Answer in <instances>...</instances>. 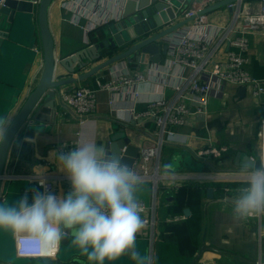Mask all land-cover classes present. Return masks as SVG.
<instances>
[{"label":"crops","instance_id":"1","mask_svg":"<svg viewBox=\"0 0 264 264\" xmlns=\"http://www.w3.org/2000/svg\"><path fill=\"white\" fill-rule=\"evenodd\" d=\"M70 1L54 0L48 10V26L57 63L91 46L99 31V28L93 29L95 23L78 20L73 15L76 7L72 9ZM197 1L185 5L188 7ZM95 2L102 10L105 2ZM258 2L243 0V5L245 9L254 10ZM179 16L177 14L174 25L183 22ZM208 16L212 23L227 26L231 24L233 12L226 6L209 12ZM26 22L8 39H0V116H11V120L38 82L42 70L36 13ZM83 27L92 29L85 33ZM226 50V47L212 49L211 61H222ZM245 56L247 71L264 82V37L260 33L250 35V47ZM165 59L166 55H161L157 64L161 70H164ZM125 63L121 61L90 78L60 87L55 99V114L43 109L38 120L26 121L8 151L4 169L8 179L3 181L2 201L14 204L23 197L25 191L33 187L28 179L30 176L51 178L54 193L66 195L70 191V182L50 156L54 150L58 152L62 144L67 143L70 148L81 141H91L106 149L111 137L123 130L130 144L139 148V153L142 148L157 147L153 122L134 119V114L144 112L148 100L158 98L160 92L168 101H173L175 94L161 86L158 77L151 72L152 63L133 68ZM211 68L210 64L207 69ZM125 73H141L148 78L139 87V100H132L125 90L120 95L99 89L100 85ZM76 76L56 64L54 79ZM78 87L97 91L96 111L83 125L61 99L62 92ZM238 89L227 86L222 98H210L207 118L189 117L183 127L174 129L176 141L163 144L158 160L152 159L147 164L149 177L141 180L137 195L148 207L146 216L154 220V229L152 234L146 232L136 240V250L146 258V264H264V217L236 222L231 216V200L236 190L244 186L248 171L241 172L244 168L236 167L235 159L241 154L249 157L254 167L260 166L258 133L260 120L264 117L263 99L253 97L250 88H245V95L238 97ZM210 147L221 150V156L201 157L199 153ZM173 158L176 169L166 172L165 168L172 164ZM219 179L226 181L219 182L223 181ZM207 190L212 191L211 198L207 197ZM27 196L31 203L32 196ZM55 257L44 259L53 261ZM76 258L95 264L81 255L80 249ZM0 264H26L16 259L15 237L6 230H0ZM33 264L43 263L39 260ZM105 264L138 262L130 256H122L115 261H105Z\"/></svg>","mask_w":264,"mask_h":264},{"label":"built area","instance_id":"2","mask_svg":"<svg viewBox=\"0 0 264 264\" xmlns=\"http://www.w3.org/2000/svg\"><path fill=\"white\" fill-rule=\"evenodd\" d=\"M101 1L105 2V5L101 7L102 10L95 0H72L70 6H73L72 9L76 7L73 15L78 20L83 19L90 24L95 23L92 24L93 29L100 28L111 21L121 20L125 0ZM2 2L3 0H0V4ZM215 2L214 0H199L187 7L186 0H182L180 6L174 8L176 20L178 14L181 21L190 20V22L181 31L163 39V43L168 46L164 63L165 71L159 69L158 63L153 64L154 67L151 69L153 75L158 77L161 86L174 92V99L168 101L164 93L160 92L158 98L148 100L144 112L134 114L133 117L152 121L156 131L157 147L142 148L132 168L141 180L149 177L147 164L152 159L158 160L162 145L176 141L177 133L174 129L183 127L189 117L207 118L209 99L222 98L227 86L250 88L253 97L264 101V82L254 78L247 71L245 56L250 47V35L260 33L264 37V0H259L256 10L245 9L242 0L229 4L227 9H232L233 19L227 26L212 23L208 14L204 13V10ZM32 4L38 6L39 0L33 1ZM176 20L165 25L163 29L173 26ZM142 21L146 23L147 19ZM77 22L75 20L76 24ZM83 29L85 33H88L92 28L83 27ZM225 47L227 50L224 59L218 63L212 62L211 50ZM210 64L212 68L209 70L207 68ZM147 79L141 73H125L116 76L109 83L100 85L99 89L120 95L125 90L132 100H139L141 97L139 87L146 83ZM184 90L185 92L187 90V95H184ZM96 93V90L84 87L62 92V102L74 111L80 125L85 124L96 111ZM112 102L110 100V103ZM258 137L261 166L264 165V117L260 120ZM60 149L61 146L58 150ZM221 152V150L210 147L199 154L204 158H219ZM24 178L27 179V177ZM28 179L33 183V187L25 191L27 195L33 196L36 191L54 193V182L51 178L30 176ZM139 203L142 209L143 227L137 234L136 240L143 237L146 232L152 234L154 229V220L146 216L148 207L141 201ZM17 238L15 237V241ZM26 250L36 255L33 250ZM57 251V247H51L49 257L54 258Z\"/></svg>","mask_w":264,"mask_h":264},{"label":"clouds","instance_id":"3","mask_svg":"<svg viewBox=\"0 0 264 264\" xmlns=\"http://www.w3.org/2000/svg\"><path fill=\"white\" fill-rule=\"evenodd\" d=\"M10 125L11 116H0V146ZM50 156L70 182L66 195L36 191L31 203L27 194L14 204L0 202V230L18 237L16 259L33 264L47 258L51 247L58 248L71 235L89 262L105 264L130 256L138 264H146L136 250V237L143 227L137 195L141 178L136 172L91 141L70 148L62 144ZM231 205L236 222L264 217V165L247 171L245 184L236 190Z\"/></svg>","mask_w":264,"mask_h":264},{"label":"water","instance_id":"4","mask_svg":"<svg viewBox=\"0 0 264 264\" xmlns=\"http://www.w3.org/2000/svg\"><path fill=\"white\" fill-rule=\"evenodd\" d=\"M33 1L35 0H3L0 4V39L11 37L19 26L27 23L29 16L36 13L42 48V70L39 80L12 118L6 139L0 146V202H2V191L5 189L3 181L8 179L4 169L12 141L27 120H38L41 110L45 109L51 115L55 114V99L60 87L90 78L121 61H125L129 68L136 67L138 64H157L161 61V55L165 56L168 50L163 39L190 22L186 20L163 29L165 25L175 20L174 8L180 6L176 4V0H125L121 20L111 21L100 27L91 46L57 63L48 26V10L54 0H39L37 7L32 4ZM190 1L192 2V0H186L187 3ZM236 1L238 0H218L207 7L204 13L208 14ZM229 11L232 9L229 8ZM143 19H147L146 23L142 21ZM160 29L162 30L159 31ZM56 64L63 67L70 75L77 74L76 78L54 79ZM245 90V87L239 88L238 97H243ZM105 150L106 154L118 156L121 162L130 168L133 167L139 153V148L130 144L123 130L111 137ZM175 160L173 158L172 164L165 168L166 172L176 169ZM235 163L236 167L244 168V170L239 169V171L242 170L241 172L254 168L253 161L241 154L236 156ZM206 193L207 197L211 198L212 191L207 190ZM185 214H188L187 210ZM59 247L53 261L42 259V263L89 264L76 258L79 248L73 243L71 235L66 236Z\"/></svg>","mask_w":264,"mask_h":264},{"label":"rangeland","instance_id":"5","mask_svg":"<svg viewBox=\"0 0 264 264\" xmlns=\"http://www.w3.org/2000/svg\"><path fill=\"white\" fill-rule=\"evenodd\" d=\"M176 2V4H180V2L178 1V0H176L175 1ZM178 2V3H177ZM250 139H253L252 137H250ZM217 176H221V175H217ZM219 180H223V181H219V182H225L226 180H224V179H219ZM28 264H30V263H28Z\"/></svg>","mask_w":264,"mask_h":264},{"label":"bare ground","instance_id":"6","mask_svg":"<svg viewBox=\"0 0 264 264\" xmlns=\"http://www.w3.org/2000/svg\"><path fill=\"white\" fill-rule=\"evenodd\" d=\"M154 179V178H153Z\"/></svg>","mask_w":264,"mask_h":264}]
</instances>
